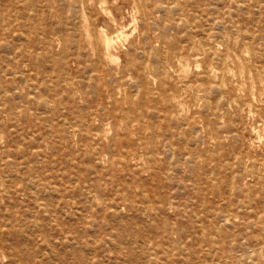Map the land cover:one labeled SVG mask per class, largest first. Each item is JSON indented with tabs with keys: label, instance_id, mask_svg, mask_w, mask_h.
I'll list each match as a JSON object with an SVG mask.
<instances>
[{
	"label": "rangeland",
	"instance_id": "obj_1",
	"mask_svg": "<svg viewBox=\"0 0 264 264\" xmlns=\"http://www.w3.org/2000/svg\"><path fill=\"white\" fill-rule=\"evenodd\" d=\"M0 220V264H263L264 0H0Z\"/></svg>",
	"mask_w": 264,
	"mask_h": 264
},
{
	"label": "bare ground",
	"instance_id": "obj_2",
	"mask_svg": "<svg viewBox=\"0 0 264 264\" xmlns=\"http://www.w3.org/2000/svg\"><path fill=\"white\" fill-rule=\"evenodd\" d=\"M173 1V0H172ZM176 1V0H175ZM146 2V1H145ZM230 2V1H229ZM176 3V2H175ZM76 4V3H75ZM148 4V3H147ZM174 4V3H173ZM181 4V3H180ZM220 4V3H219ZM166 5V4H165ZM221 5V4H220ZM77 6V5H76ZM175 6V5H174ZM171 7H172V5H171ZM170 7V8H171ZM160 8H161V6H160ZM168 8V7H167ZM162 9V8H161ZM165 10V9H164ZM165 11H167V10H165ZM163 12V11H162ZM170 12H172L171 11V9H170ZM174 12V11H173ZM181 12V11H180ZM161 13V12H160ZM175 13H177V12H175ZM153 14V13H152ZM173 14V13H172ZM171 14V15H172ZM183 14V13H182ZM231 14V13H230ZM33 15V14H32ZM166 16H168V14L166 15ZM182 16V15H181ZM198 16V15H197ZM208 16V15H207ZM176 17V16H175ZM182 18V17H181ZM174 20H175V18H174ZM178 20V19H177ZM180 20V19H179ZM217 20H218V18H217ZM17 21V20H16ZM136 22H138V21H136ZM188 22V21H187ZM140 24V23H139ZM179 24L181 25L182 24V22L180 23V21H179ZM66 26V25H65ZM222 27V26H221ZM189 28H192L191 26H189ZM175 29H177V28H175ZM210 30V29H209ZM219 30H220V28H219ZM164 31V30H163ZM184 33L182 32V35H183ZM184 36V35H183ZM25 37V36H24ZM42 37V36H41ZM207 37V36H206ZM224 37V36H223ZM44 38V37H43ZM40 39V38H39ZM51 39H52V37H51ZM107 43H108V45H111V40H107ZM80 44V43H79ZM96 45H97V43H96ZM157 45H158V43H157ZM79 47V46H78ZM96 49H97V46H96ZM53 50V49H52ZM79 50V49H78ZM77 50V51H78ZM191 50H189V52H190ZM42 56V55H41ZM40 56V58H42ZM65 56V55H64ZM99 56V55H98ZM213 56V55H212ZM98 62V61H97ZM39 63V62H38ZM117 66V65H116ZM119 66V65H118ZM138 69H139V67H138ZM161 69V68H160ZM159 72H161V71H159ZM162 73L163 74H167V71L166 70H163L162 71ZM24 74V73H23ZM169 74V73H168ZM14 75V74H13ZM223 75V74H222ZM146 76V75H145ZM169 77V76H168ZM222 78V77H221ZM220 83V82H219ZM217 84V83H216ZM216 88V87H215ZM139 89V88H138ZM140 90V89H139ZM17 91V90H16ZM63 90H61V92H62ZM136 93V92H135ZM171 93V92H170ZM222 93V92H221ZM195 94V93H194ZM151 95H153V94H151ZM134 97V96H133ZM221 97V96H220ZM219 97V98H220ZM218 98V99H219ZM4 102H5V100H4ZM51 106V105H50ZM61 106V105H60ZM216 106V105H215ZM217 107V106H216ZM216 110V109H215ZM7 117V116H6ZM223 121V120H222ZM221 122V121H220ZM98 123V122H97ZM222 123V122H221ZM84 125V124H83ZM6 126V125H5ZM70 130V129H69ZM234 133V132H233ZM35 135V134H34ZM196 136V135H195ZM263 139V138H262ZM101 143V142H100ZM193 144V143H192ZM153 146V145H152ZM171 146V145H170ZM148 158V157H147ZM188 162V161H187ZM189 163V162H188ZM192 163V162H191ZM227 163H228V161H227ZM15 164V163H14ZM214 171V170H213ZM9 173V172H8ZM137 173V172H136ZM8 176H10V175H8ZM14 178H15V176H14ZM13 180V179H12ZM6 186V185H5ZM31 186V185H30ZM86 186V185H85ZM219 188V187H218ZM31 191V190H30ZM17 192V191H16ZM46 195V194H45ZM91 197V196H90ZM36 199H37V196H36ZM148 200V199H147ZM171 201H172V199H170ZM11 203V202H10ZM13 203V202H12ZM172 203V202H171ZM172 205V204H171ZM41 207H43V206H41ZM171 207V206H170ZM44 209V208H43ZM42 209V210H43ZM171 209V208H170ZM251 210V209H250ZM45 211H46V209H45ZM61 211H63V210H61ZM46 213V212H45ZM63 214L65 213V212H62ZM35 214V213H34ZM36 215V214H35ZM144 215V214H143ZM250 215H251V211H250ZM30 216V215H29ZM44 216H45V214H44ZM147 216H149V215H147ZM45 218H46V216H45ZM149 218V217H148ZM221 218V217H220ZM117 220H118V218H117ZM238 220V219H237ZM1 221V220H0ZM123 221V220H122ZM19 223V222H18ZM26 223H28V221L26 222ZM21 225V224H20ZM18 227H19V225H18ZM128 228V227H127ZM147 229H149V228H151V224H149L147 227H146ZM146 228H144L143 229V231H142V233L144 234L145 233V231L147 230ZM115 236H116V238H114L116 241H121V237H123V235L122 234H114ZM122 235V236H121ZM136 238V237H135ZM10 239V238H9ZM59 241H57V243H58ZM114 243H115V241H114ZM129 243H130V241H128L127 242V244L129 245ZM10 244V243H9ZM132 244H134V241H133V243ZM201 245V244H200ZM132 246V245H131ZM148 247H149V244H148ZM183 248H184V246H183ZM130 249V248H129ZM147 250V249H146ZM138 251H140L141 253H146V251H145V247L143 248V250L141 249V248H139L138 247ZM213 251V250H212ZM251 251V250H250ZM166 252H168V251H166ZM141 253H138V254H136V255H132L131 254V252H130V250H129V252H128V254H129V262H130V264H141V262H139L138 260H139V258H141ZM149 254V253H148ZM152 256V255H151ZM243 257V256H242ZM154 258V261H155V256H153L152 257V259ZM244 258V257H243ZM242 258V259H243ZM147 259H149L148 257H147ZM102 262V261H101ZM150 264H153V263H150ZM256 264H258V263H256ZM264 264V263H263Z\"/></svg>",
	"mask_w": 264,
	"mask_h": 264
}]
</instances>
